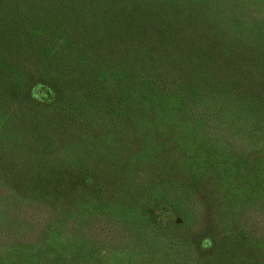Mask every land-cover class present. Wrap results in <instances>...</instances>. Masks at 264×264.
Returning <instances> with one entry per match:
<instances>
[{
	"label": "trees",
	"instance_id": "trees-1",
	"mask_svg": "<svg viewBox=\"0 0 264 264\" xmlns=\"http://www.w3.org/2000/svg\"><path fill=\"white\" fill-rule=\"evenodd\" d=\"M0 264H264V0H0Z\"/></svg>",
	"mask_w": 264,
	"mask_h": 264
},
{
	"label": "rangeland",
	"instance_id": "rangeland-1",
	"mask_svg": "<svg viewBox=\"0 0 264 264\" xmlns=\"http://www.w3.org/2000/svg\"><path fill=\"white\" fill-rule=\"evenodd\" d=\"M201 246H204L205 245V241H201L200 243ZM204 249V248H203ZM240 250V246L237 247V252H239ZM205 251V250H202V252Z\"/></svg>",
	"mask_w": 264,
	"mask_h": 264
}]
</instances>
